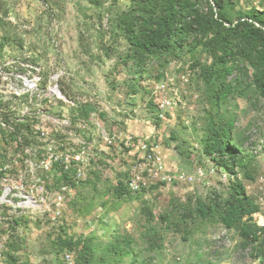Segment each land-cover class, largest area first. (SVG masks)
I'll return each mask as SVG.
<instances>
[{
  "label": "rangeland",
  "instance_id": "1",
  "mask_svg": "<svg viewBox=\"0 0 264 264\" xmlns=\"http://www.w3.org/2000/svg\"><path fill=\"white\" fill-rule=\"evenodd\" d=\"M223 3L234 23L264 10V0ZM143 4L0 0V98L33 134L22 147L1 135L0 123V264H64L65 241L88 242L89 264H264V237L245 245L223 225L219 207L196 212L199 199H226L237 179L264 216L256 187L264 176V91L249 65L221 61L224 30L214 23L163 55L142 54L120 20ZM197 4L207 16V0ZM228 122L239 150L232 171L206 147L209 133ZM139 137L179 169L204 175L179 186L118 189L133 159L124 140ZM63 172L68 179L56 184Z\"/></svg>",
  "mask_w": 264,
  "mask_h": 264
},
{
  "label": "trees",
  "instance_id": "2",
  "mask_svg": "<svg viewBox=\"0 0 264 264\" xmlns=\"http://www.w3.org/2000/svg\"><path fill=\"white\" fill-rule=\"evenodd\" d=\"M207 4L208 15L203 16L198 11L197 0H144L142 12L137 10L125 13L120 22L131 44L146 55H163L174 50L180 46L183 37L203 33L210 24L214 23L224 30L221 61L231 60L234 64L249 65L253 69L255 82L264 91V10L252 9L243 16L244 18L238 15L237 22L234 23L224 9L223 0H207ZM214 7L218 9L216 17ZM225 23H228V26ZM231 68V66L227 67V72ZM224 88H227V85H224ZM10 106H12L11 100L0 98V123L4 125L1 135L22 147H28L33 144V134L29 131V124L16 117L14 109ZM231 131V122L219 125L207 136L206 147L211 160L232 171L234 166L232 161L239 150L232 139ZM224 157H227V160ZM63 178L68 179L67 173L57 175L56 184ZM229 184L230 191L226 199L219 203L215 200L210 203L211 205L199 199L196 212L208 216L215 207H219L223 225L229 229H236L245 245L260 240L264 237V225L258 226L252 221L253 213L259 210L258 205L246 193L245 186L240 181L235 179ZM117 188L126 193L130 192L126 189L124 181H120ZM142 210L151 216L147 206H143ZM150 238L153 243L157 242L154 233ZM64 243L68 248L65 247L62 254L65 251L74 252L76 264H89L91 247L88 242H80L76 247L70 241ZM113 249L116 250L115 247Z\"/></svg>",
  "mask_w": 264,
  "mask_h": 264
},
{
  "label": "built area",
  "instance_id": "3",
  "mask_svg": "<svg viewBox=\"0 0 264 264\" xmlns=\"http://www.w3.org/2000/svg\"><path fill=\"white\" fill-rule=\"evenodd\" d=\"M124 146L131 148L133 156L127 177L124 179L126 189L132 193L140 192L156 185L179 186L191 184L196 181L197 177L204 175V171L201 168H198L195 173L191 174L179 169L176 165L168 164L159 146L141 137L124 140ZM217 170V165H212L209 172L214 174L217 173ZM220 178L222 181L229 183L230 173L222 171ZM256 187L259 189L261 195H264L263 175L257 179ZM65 188L63 187V190ZM258 211L252 215L253 222V217L264 218ZM263 225L264 221L258 226ZM62 260L64 264H76L75 253L65 251L62 254Z\"/></svg>",
  "mask_w": 264,
  "mask_h": 264
},
{
  "label": "crops",
  "instance_id": "4",
  "mask_svg": "<svg viewBox=\"0 0 264 264\" xmlns=\"http://www.w3.org/2000/svg\"><path fill=\"white\" fill-rule=\"evenodd\" d=\"M161 151H162V150H161ZM162 153L164 154V156H165V158H166L168 164L175 165V163H173V160H171L169 153H167V152L164 151V150L162 151Z\"/></svg>",
  "mask_w": 264,
  "mask_h": 264
}]
</instances>
